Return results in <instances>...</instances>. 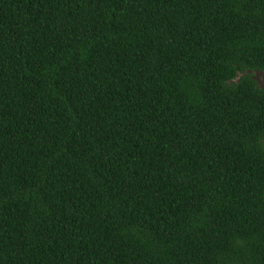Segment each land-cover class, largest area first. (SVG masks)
<instances>
[{"label":"trees","instance_id":"16d2710c","mask_svg":"<svg viewBox=\"0 0 264 264\" xmlns=\"http://www.w3.org/2000/svg\"><path fill=\"white\" fill-rule=\"evenodd\" d=\"M264 0H0V264H264Z\"/></svg>","mask_w":264,"mask_h":264},{"label":"rangeland","instance_id":"374dc122","mask_svg":"<svg viewBox=\"0 0 264 264\" xmlns=\"http://www.w3.org/2000/svg\"><path fill=\"white\" fill-rule=\"evenodd\" d=\"M253 77L259 84H263L264 82V73L263 72H254L252 73Z\"/></svg>","mask_w":264,"mask_h":264}]
</instances>
